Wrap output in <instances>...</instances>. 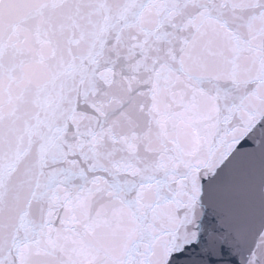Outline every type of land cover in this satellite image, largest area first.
Masks as SVG:
<instances>
[{
  "label": "snow or ice",
  "instance_id": "obj_1",
  "mask_svg": "<svg viewBox=\"0 0 264 264\" xmlns=\"http://www.w3.org/2000/svg\"><path fill=\"white\" fill-rule=\"evenodd\" d=\"M226 252L264 264V0H0V264Z\"/></svg>",
  "mask_w": 264,
  "mask_h": 264
},
{
  "label": "water",
  "instance_id": "obj_2",
  "mask_svg": "<svg viewBox=\"0 0 264 264\" xmlns=\"http://www.w3.org/2000/svg\"><path fill=\"white\" fill-rule=\"evenodd\" d=\"M216 259H217L216 257L212 258L213 261H215ZM238 259H239L238 257L234 256L231 253H227V252L224 254V257H223L224 264H236Z\"/></svg>",
  "mask_w": 264,
  "mask_h": 264
}]
</instances>
